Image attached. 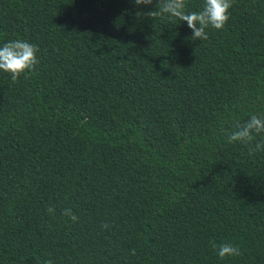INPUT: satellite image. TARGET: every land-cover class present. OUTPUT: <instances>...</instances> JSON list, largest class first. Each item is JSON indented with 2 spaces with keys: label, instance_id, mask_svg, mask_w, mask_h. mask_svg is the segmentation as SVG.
Returning <instances> with one entry per match:
<instances>
[{
  "label": "trees",
  "instance_id": "obj_1",
  "mask_svg": "<svg viewBox=\"0 0 264 264\" xmlns=\"http://www.w3.org/2000/svg\"><path fill=\"white\" fill-rule=\"evenodd\" d=\"M162 2L0 0V46L39 48L0 71V264H264V151L225 136L264 117V0L206 40Z\"/></svg>",
  "mask_w": 264,
  "mask_h": 264
},
{
  "label": "clouds",
  "instance_id": "obj_2",
  "mask_svg": "<svg viewBox=\"0 0 264 264\" xmlns=\"http://www.w3.org/2000/svg\"><path fill=\"white\" fill-rule=\"evenodd\" d=\"M153 0H134L136 5H150ZM233 0H204L200 11L186 12V0H163L159 11L146 13L150 18L166 15L168 18H175L179 21H186L187 26L192 30V40H206L209 27L219 31L224 28L229 20V9ZM38 46L25 40H11L0 46V71L10 74L13 83L26 73L35 70L39 63L37 58ZM228 143L239 142L248 146L250 154L264 151V138L256 141V137H264V117L251 115L244 123L236 121L232 131H225ZM256 141L255 143H253ZM47 212L54 215L55 209L48 207ZM62 215L67 216L72 222H76L78 217L71 209H64ZM107 224L102 227H107ZM212 249L220 259L226 257H237L241 255L239 246L225 242L217 244L210 241ZM39 259V258H37ZM42 264H52L51 260H44Z\"/></svg>",
  "mask_w": 264,
  "mask_h": 264
}]
</instances>
